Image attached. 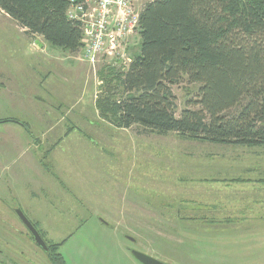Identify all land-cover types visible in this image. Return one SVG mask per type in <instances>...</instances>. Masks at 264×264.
<instances>
[{"label":"rangeland","instance_id":"obj_1","mask_svg":"<svg viewBox=\"0 0 264 264\" xmlns=\"http://www.w3.org/2000/svg\"><path fill=\"white\" fill-rule=\"evenodd\" d=\"M149 1L135 0V5ZM138 47L139 36L130 37L131 62ZM76 53L27 33L0 11V120H7L0 123V155L9 147V156H17L12 165L24 171L21 186H29L34 176L35 189L18 204L9 190L0 192L1 264H50L16 210L45 244H60L66 264H140L132 251L165 264H264L263 205L233 211L212 201V186L180 198V187L195 185L181 176L180 162H194L196 174H204L209 159L202 151L216 147L180 143L175 133L157 135L137 125L113 127L100 117L95 101L106 89L105 80L112 79L108 73L123 72L126 65L100 61L91 68ZM198 88L186 77L170 87L176 116L197 100ZM13 138H39L43 153L28 150L22 157L11 147ZM239 151L245 155L233 150L234 163L245 166L247 161L237 158L255 156L247 165L260 168L251 175L229 171L226 177L264 180V156L255 154H264V147ZM220 158L217 154L213 163H222ZM26 207L35 211L34 221Z\"/></svg>","mask_w":264,"mask_h":264},{"label":"trees","instance_id":"obj_2","mask_svg":"<svg viewBox=\"0 0 264 264\" xmlns=\"http://www.w3.org/2000/svg\"><path fill=\"white\" fill-rule=\"evenodd\" d=\"M66 8L63 0H0L20 28L74 53L80 34ZM138 36V53L125 71L108 73L95 101L103 120L201 143L264 147V0H151ZM183 77L199 86L197 100L176 116L170 87ZM59 246L46 244L50 264H66Z\"/></svg>","mask_w":264,"mask_h":264},{"label":"crops","instance_id":"obj_3","mask_svg":"<svg viewBox=\"0 0 264 264\" xmlns=\"http://www.w3.org/2000/svg\"><path fill=\"white\" fill-rule=\"evenodd\" d=\"M43 43L44 42H42L41 44L40 42L37 41L35 44H37L38 47L42 48V46L44 47ZM164 137H167V136H164ZM177 141L180 143L182 141L185 144H190L192 146H195L196 144H200L198 145L200 147H204V146H206L207 148L216 147V150L214 151H212V149L202 151V152L208 153L206 155L204 154V157H205L204 159L206 158L209 159V163H207V165L203 167V170H206V168L208 167V171L205 172L204 174H200V175L196 174L198 173L199 169L194 162L192 163V165L185 164L183 161L180 162L181 163L180 164L181 176L185 179H188L190 182H194L195 185L197 184V186L194 185V186H188V187H183V186L180 187V194H181L180 198L181 199H186L187 195H190L191 197L193 196L195 197L197 194L201 195L203 194L204 186H208V187L212 186V188L208 190L209 195L212 198V201L217 200L218 203H222L224 207H230V209L232 208L233 211L237 212L239 210H242V212H244L245 209L253 210L257 207L263 208L264 197L262 195L261 198H259V194L264 193V180L256 181L251 178H248L247 176H242V175L231 176L229 178L226 177L227 175H229L228 174L229 171H233V170H237L238 172L244 171L243 172L244 174L251 175L254 171L260 168L259 166L260 164H258L257 167L247 165L248 159L254 158L255 156L253 157L248 156V158H243L245 154H242L243 151L242 152L239 151L242 148L244 150V148H248V147H241V146H236V145H219V144L201 143V142H196V141H191V140H184V139L182 140L180 138H178ZM40 144L41 142L39 141V138H32L30 140L27 139L23 141L18 138H13L11 147H13L15 150L19 149L20 150L19 155L22 154V157H24L25 153L28 150H29V153L35 152L38 155H40V153H43L42 147ZM252 148L255 150L259 147H252ZM233 150H236L240 152L239 154L243 155L242 157H238L236 161L246 160L247 163L244 164L245 166H243V161H242V164H238V163L236 164L233 162L234 158L231 155L233 153ZM3 151L4 150H2V152ZM217 154L221 155L220 159L222 160V163H219L218 165L213 163V160L216 159ZM255 154H258L257 157H259V159H262L260 157L264 156V154L261 152H258ZM14 155L15 154H12V156ZM185 155H190L192 159L196 157L194 156L193 151H190L189 153L187 151H184V156ZM200 155H201V152L198 154V156ZM0 156H1L0 158L1 160V163H0V192H1V195H3L4 189L9 190L10 196L12 197V201L16 200V203L18 204L21 197L27 196L25 195V193L27 194V192H29V194L32 195V190L35 191V189L33 188L34 176L31 179L30 185L24 189L21 186L22 178L24 176V171L21 170L22 168H19L16 165H12V161H14L15 158H17V156L12 157V158L9 156V147H8L6 155L2 157V153H1ZM215 174H220L224 176H222L221 178H216L214 176ZM240 176H242L243 178L240 179L239 178ZM3 180L7 181L11 185L8 187H6L5 185H2ZM214 181H218L219 183L218 187H214V185H212ZM234 185H244V187L236 188L234 187ZM212 207H215V205H212ZM26 208L30 209L29 212H26V215L27 213H29L30 220L34 221L35 211L31 207H26ZM31 218H33V220Z\"/></svg>","mask_w":264,"mask_h":264},{"label":"built area","instance_id":"obj_4","mask_svg":"<svg viewBox=\"0 0 264 264\" xmlns=\"http://www.w3.org/2000/svg\"><path fill=\"white\" fill-rule=\"evenodd\" d=\"M64 1L68 5L66 17L80 34L77 57L91 68L105 61L125 64L126 69L131 63L126 54L128 39L138 35L143 6L136 7L135 0Z\"/></svg>","mask_w":264,"mask_h":264},{"label":"water","instance_id":"obj_5","mask_svg":"<svg viewBox=\"0 0 264 264\" xmlns=\"http://www.w3.org/2000/svg\"><path fill=\"white\" fill-rule=\"evenodd\" d=\"M16 215L31 235L34 244L37 247L41 248L44 252H47L48 248L46 247V244L44 243L34 226L31 224V222L23 214V212L21 210H16ZM132 255L140 264H165L140 252L132 251Z\"/></svg>","mask_w":264,"mask_h":264},{"label":"bare ground","instance_id":"obj_6","mask_svg":"<svg viewBox=\"0 0 264 264\" xmlns=\"http://www.w3.org/2000/svg\"><path fill=\"white\" fill-rule=\"evenodd\" d=\"M64 1V0H63ZM67 7H68V5H67ZM66 11H67V8H66ZM66 14V13H65Z\"/></svg>","mask_w":264,"mask_h":264},{"label":"flooded vegetation","instance_id":"obj_7","mask_svg":"<svg viewBox=\"0 0 264 264\" xmlns=\"http://www.w3.org/2000/svg\"><path fill=\"white\" fill-rule=\"evenodd\" d=\"M28 232V231H27ZM33 240V239H32ZM34 243V242H33Z\"/></svg>","mask_w":264,"mask_h":264}]
</instances>
